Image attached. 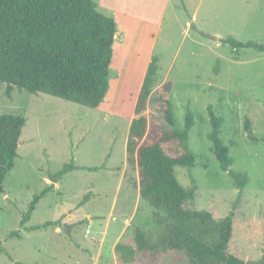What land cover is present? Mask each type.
Listing matches in <instances>:
<instances>
[{"label": "rangeland", "instance_id": "obj_1", "mask_svg": "<svg viewBox=\"0 0 264 264\" xmlns=\"http://www.w3.org/2000/svg\"><path fill=\"white\" fill-rule=\"evenodd\" d=\"M105 1L95 0L97 9L110 16L117 11V0ZM143 6L141 2L128 4L140 14L153 16L162 9V4L152 5L154 11ZM173 9L178 14L173 15ZM122 16L115 20L121 35L112 45L109 89L97 107L16 88L8 96L5 84L0 82V114H19L25 118L14 165L0 192V264H70L66 260L68 253H72L68 244L90 240L84 237L87 222L78 220L69 237L64 234L57 237L55 225L31 227L56 219L68 209L83 215L96 211L101 215L102 225L110 219L117 176L106 170L119 167L125 160L129 123L135 115L143 69L131 56L135 49H147L152 44L159 72L144 111L148 118L145 139L153 140L160 131L180 128L189 105L194 125L188 144L196 156L195 166L174 168L181 184L196 186L195 197L186 206L207 210L215 218L232 213L229 251L243 260L264 258V51L235 48L221 41L232 37L264 43V0H173L161 30H157L156 23L140 18H130L129 25L127 17ZM160 86L172 102L175 117L172 127L165 121L162 105L155 97ZM208 107L222 119L219 137L233 159L229 169L248 175L242 190L211 150ZM67 163L104 170L95 174L85 167L77 168L60 174L57 181L49 179ZM101 174H107L103 182L107 197L103 203L84 201L90 184L105 176ZM56 182L58 189L50 190L40 199L29 220L21 224L33 195ZM118 205L122 207V203ZM145 207L144 228L138 225L155 237L159 227L151 219L152 208ZM113 213L117 215L118 207ZM93 224L92 234L97 230ZM125 243L131 248L133 239L125 238ZM176 260L173 255L160 254L156 261H151L143 251L137 254L135 264L185 262Z\"/></svg>", "mask_w": 264, "mask_h": 264}, {"label": "trees", "instance_id": "obj_2", "mask_svg": "<svg viewBox=\"0 0 264 264\" xmlns=\"http://www.w3.org/2000/svg\"><path fill=\"white\" fill-rule=\"evenodd\" d=\"M112 16L97 9L95 0H0V82L5 94L14 88L29 93H46L89 107H97L109 89V67L116 34ZM235 48L251 47L264 51V43L221 40ZM158 67L152 58L143 77L134 105L126 140L124 181L138 188L140 197L152 208L151 219L158 225L154 237L148 231L134 229V245L118 243L115 247L120 264H135L136 254L145 251L151 261L158 256L173 255L183 264H264V258L243 260L228 247L233 233L232 213L215 218L209 211L187 207L195 197L196 186L178 181L176 166L193 168L196 156L190 150L189 132L194 114L187 105L180 128L160 131L146 140L148 118L145 114L152 94ZM165 121L175 124L170 96L157 88ZM211 150L224 170H228L236 187L242 190L248 175L229 169L233 163L228 146L219 137L222 119L208 107ZM25 118L19 114H0V192L12 169ZM245 128L249 122L245 120ZM84 168L67 163L55 175ZM94 170V168H89ZM51 186L33 195L21 224L29 220L37 202ZM51 222L34 225L37 229ZM1 251V249H0Z\"/></svg>", "mask_w": 264, "mask_h": 264}, {"label": "crops", "instance_id": "obj_3", "mask_svg": "<svg viewBox=\"0 0 264 264\" xmlns=\"http://www.w3.org/2000/svg\"><path fill=\"white\" fill-rule=\"evenodd\" d=\"M171 1L173 0H117L118 7L117 8L115 7L117 11L112 13V15L110 16L112 17L114 16L113 18L114 20H116V18L122 14L123 15L122 18L127 17L126 21L128 22L129 25L132 24V21L130 20V18H140L144 22L156 23L157 30L158 29L161 30L164 20L166 19L168 15V9H169V5ZM104 2L106 1L104 0ZM130 2L131 3L141 2L145 5L143 7H145V9L148 11H154V9H151L152 5L154 4H162V9L158 11L156 16H153L152 13H150L149 15L140 14L138 11H136L132 7L130 8L128 7V4ZM147 5H150V8H147L146 7ZM113 7L114 5L112 6V8ZM173 10H174V12L172 13L173 15L178 14V12H175V9ZM194 17H195V13H193L192 19H194ZM122 22L124 23L123 20ZM122 28L123 27H121V29ZM120 35H121V32L120 30L117 29L114 39L116 40L120 38ZM119 48H121L120 45H119ZM153 49H154L153 44L147 49L146 47L142 49H135L133 51V53L135 54L131 56L134 59H136L138 62H140V65H142V68H143L140 74V84L138 86V90L142 84L143 77L146 73L147 67L149 63L151 62L152 58L154 57ZM158 62L160 61L158 60ZM158 70H159V67H158ZM158 70H157V73L159 72ZM89 168H94V170H90ZM98 168L100 170H98ZM85 169H89L90 172L95 171L94 172L95 174H100L96 171L104 170L103 168L101 169V167H90V166H86ZM125 169H126V144H125V160L122 163V165L116 168L114 167L112 169L106 170L109 173L115 172L117 176V181H116L117 190L116 192H114L112 203L110 205L111 207L110 210L116 211L118 207V213L117 215H115L113 211L110 212L111 217L110 219L108 218L106 219V222L104 225H102V223H99L101 222V217H100L101 215L96 211L86 212L83 215V214H76L77 212L69 211V209L67 210V212L62 211L61 212L62 214L56 219L46 220L44 222H41L40 225H43V223L45 222H51L49 225H47V227L51 225H55L54 232L57 235V237L59 234H64L67 237L71 236L72 230L74 226L77 224L78 220L87 222L86 228L89 225V229L92 226L91 224L94 223L93 226L97 230L93 231V234H92L91 229H90V233L87 235L85 234L86 228L84 230V237L90 238V240H88L87 243L78 242L77 245L68 244L69 246H71V250L69 249L68 250L72 251V253L71 254H69L70 252L68 253L66 260H69L70 264H120L118 262V256L115 250L116 245L118 243L127 244L125 243V238L126 240L133 239L132 245H134V229L136 227H139V225H141L144 228L143 226L144 208L146 209L145 205L146 206L148 205L140 197L138 188L131 187L129 184H127L124 181L123 175H124ZM101 175L103 176L105 174H101ZM106 176L107 174L104 177L97 179L94 183L90 184V188L85 195L84 201L90 202L92 200V201H95L96 203H103V200L107 197V193L105 191L106 189L103 183L104 180L106 179ZM49 179L57 181L59 178L57 179L54 177V178H49ZM48 185L51 186L50 190H53L54 188L58 189L59 187V184L57 182L50 183ZM48 192L40 199L44 198L48 194ZM120 195H121V200L119 198ZM87 197L88 199L85 200ZM118 203H122V207L119 206ZM95 223H97L96 226H95ZM64 225L68 227L67 228L68 231L62 230V226ZM99 232H100V235L98 236ZM65 251L66 249L63 250L64 253ZM137 254H136V259H137Z\"/></svg>", "mask_w": 264, "mask_h": 264}, {"label": "built area", "instance_id": "obj_4", "mask_svg": "<svg viewBox=\"0 0 264 264\" xmlns=\"http://www.w3.org/2000/svg\"><path fill=\"white\" fill-rule=\"evenodd\" d=\"M90 233V229H89V225L87 226L86 230H85V234H89Z\"/></svg>", "mask_w": 264, "mask_h": 264}, {"label": "water", "instance_id": "obj_5", "mask_svg": "<svg viewBox=\"0 0 264 264\" xmlns=\"http://www.w3.org/2000/svg\"><path fill=\"white\" fill-rule=\"evenodd\" d=\"M67 228H68V227H67V226H65V225H64V226H62V230H63V231H68V229H67Z\"/></svg>", "mask_w": 264, "mask_h": 264}]
</instances>
